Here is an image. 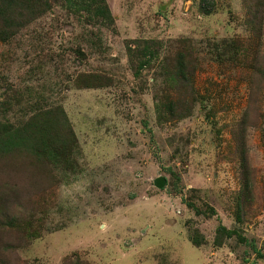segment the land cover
Instances as JSON below:
<instances>
[{
    "label": "rangeland",
    "instance_id": "obj_1",
    "mask_svg": "<svg viewBox=\"0 0 264 264\" xmlns=\"http://www.w3.org/2000/svg\"><path fill=\"white\" fill-rule=\"evenodd\" d=\"M49 1L8 3L0 124L62 109L77 143L0 153V264H264V0Z\"/></svg>",
    "mask_w": 264,
    "mask_h": 264
},
{
    "label": "trees",
    "instance_id": "obj_2",
    "mask_svg": "<svg viewBox=\"0 0 264 264\" xmlns=\"http://www.w3.org/2000/svg\"><path fill=\"white\" fill-rule=\"evenodd\" d=\"M10 0H0V18L2 27H0V39L6 40L9 31L19 25L21 15L13 12L12 5L8 6ZM12 1V0H11ZM27 4L17 3L23 10L31 12L35 17L39 11L43 12L50 6L49 0H25ZM67 3L76 5V12L79 9L90 11L93 17H101L104 21L113 22V16L106 0H81L77 3L76 0H64ZM211 0H200V9L209 13L211 9ZM17 2V0H15ZM149 57L152 53L149 52ZM141 65L144 64L142 61ZM61 108V107H59ZM55 108L45 109L39 111L36 115L31 116L22 125L11 127L7 124H0V153L13 152L16 150H23L37 160L46 159L47 155L50 160H61L63 157H68V153L72 151V146H75L77 140L72 127L66 124V114L61 110H54ZM53 115V116H52ZM66 126H65V124ZM241 156V188L240 193L251 191V180L249 178V167L245 157L244 147H238ZM226 230L224 226L218 228L216 235V243L221 244L220 235ZM231 232H227V236H231ZM241 241H245L243 237H239ZM191 242L195 246H199L202 242L194 238ZM62 264H83L79 259L66 258Z\"/></svg>",
    "mask_w": 264,
    "mask_h": 264
},
{
    "label": "water",
    "instance_id": "obj_3",
    "mask_svg": "<svg viewBox=\"0 0 264 264\" xmlns=\"http://www.w3.org/2000/svg\"><path fill=\"white\" fill-rule=\"evenodd\" d=\"M159 181H161V180H159Z\"/></svg>",
    "mask_w": 264,
    "mask_h": 264
}]
</instances>
